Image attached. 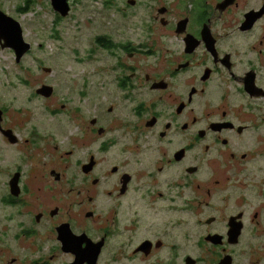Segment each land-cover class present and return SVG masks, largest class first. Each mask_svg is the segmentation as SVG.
<instances>
[{
	"label": "flooded vegetation",
	"instance_id": "af4514ba",
	"mask_svg": "<svg viewBox=\"0 0 264 264\" xmlns=\"http://www.w3.org/2000/svg\"><path fill=\"white\" fill-rule=\"evenodd\" d=\"M59 4L95 70L0 106V264H264V0Z\"/></svg>",
	"mask_w": 264,
	"mask_h": 264
},
{
	"label": "rangeland",
	"instance_id": "374dc122",
	"mask_svg": "<svg viewBox=\"0 0 264 264\" xmlns=\"http://www.w3.org/2000/svg\"><path fill=\"white\" fill-rule=\"evenodd\" d=\"M17 2L19 0H3V11L20 23L23 39L31 45V49L17 64L14 52L0 47V106L10 107L8 116L13 122L16 120V125L13 123L11 128L27 137L31 123L48 127L52 121L47 117V99L38 97L36 91L44 86L50 87L48 96L53 86L62 89L68 80L94 71L95 63L74 61V50L77 52L80 49L82 56L85 54L87 46L80 43L86 42V35L78 33L71 20L65 22L63 31L53 24L51 14H47V0H43L38 9L24 13L15 11ZM87 13H90L88 9ZM3 26L12 36V28L6 23ZM13 109L14 112L21 110L22 114L14 113Z\"/></svg>",
	"mask_w": 264,
	"mask_h": 264
},
{
	"label": "water",
	"instance_id": "95a60500",
	"mask_svg": "<svg viewBox=\"0 0 264 264\" xmlns=\"http://www.w3.org/2000/svg\"><path fill=\"white\" fill-rule=\"evenodd\" d=\"M53 7L58 12H61L63 15H65L67 12V8L64 5L56 3L55 0H53ZM3 23H6L12 28V30L14 31L12 36H10L7 33V30L3 26ZM0 47L1 49H5V48L11 49L16 56L17 63L20 61L21 57L26 52L29 51L31 47V45L26 43L23 39V31L20 26V23L12 19L10 16L6 15L1 10H0ZM45 71H47V69H45ZM50 91H51L50 87L44 86L42 89H38L36 91V94L47 96V93H49ZM1 116H2V111L0 110V122H1ZM4 134L6 133L4 132Z\"/></svg>",
	"mask_w": 264,
	"mask_h": 264
},
{
	"label": "clouds",
	"instance_id": "9594fccd",
	"mask_svg": "<svg viewBox=\"0 0 264 264\" xmlns=\"http://www.w3.org/2000/svg\"><path fill=\"white\" fill-rule=\"evenodd\" d=\"M23 33H24V32H23ZM30 49H31V47H30ZM30 49H29V51H30ZM29 51H28V52H29ZM28 52H26V54H27ZM21 59H22V58H21ZM21 59H20V61H21ZM20 61H19L18 63H20ZM18 63H17V64H18Z\"/></svg>",
	"mask_w": 264,
	"mask_h": 264
},
{
	"label": "bare ground",
	"instance_id": "6f19581e",
	"mask_svg": "<svg viewBox=\"0 0 264 264\" xmlns=\"http://www.w3.org/2000/svg\"><path fill=\"white\" fill-rule=\"evenodd\" d=\"M60 1V0H59Z\"/></svg>",
	"mask_w": 264,
	"mask_h": 264
}]
</instances>
